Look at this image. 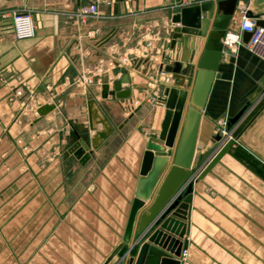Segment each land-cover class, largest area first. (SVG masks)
Wrapping results in <instances>:
<instances>
[{
	"label": "crops",
	"instance_id": "1",
	"mask_svg": "<svg viewBox=\"0 0 264 264\" xmlns=\"http://www.w3.org/2000/svg\"><path fill=\"white\" fill-rule=\"evenodd\" d=\"M179 1L108 0L80 23L74 11L87 0H0L3 27L8 19L1 16L11 9H27L33 24L24 39L0 32V264H122L117 253L141 156L163 117L159 82H172L159 66L179 55L168 47ZM242 6L254 22L264 17L261 0H236L220 39L200 111L179 264H264V87L246 97L264 75V61L241 41ZM136 59L143 61L134 69ZM123 72L128 98L100 97L101 84L111 90ZM88 97L113 131L75 156L67 150L72 131L85 124ZM47 103L53 108L39 117L37 107ZM180 120L181 108L171 119L170 143Z\"/></svg>",
	"mask_w": 264,
	"mask_h": 264
},
{
	"label": "water",
	"instance_id": "2",
	"mask_svg": "<svg viewBox=\"0 0 264 264\" xmlns=\"http://www.w3.org/2000/svg\"><path fill=\"white\" fill-rule=\"evenodd\" d=\"M236 0H205L180 7L171 16V22L178 24L171 30L168 47L179 52L170 64L159 66L163 72L172 74V82H159L164 96V112L160 129L155 137H148L141 156L138 177L131 200L122 246L117 257L122 264H179L182 251L181 238L185 231V220L190 202L191 162L194 153L197 128L201 109L217 67L220 55V39L224 38L226 25L231 18ZM223 5V6H222ZM222 8V9H221ZM247 16H251L246 11ZM262 26L263 20H256ZM249 32H241V41L246 43ZM110 35L99 39L105 44ZM142 59L133 61V68H139ZM147 62L146 59H144ZM141 72L145 70L141 69ZM127 72L112 81L111 90L101 84L100 97L107 94L116 99L128 98L129 90L120 87L127 82ZM186 88L185 94L182 89ZM264 87V75L246 94L252 100ZM52 103L37 107V115L43 116L53 108ZM181 108V120L173 142L167 139L171 119ZM245 106L229 118L226 127L241 116ZM126 121L123 119L121 126ZM113 131V126L93 97L85 100V124H79L72 131L75 141L68 152L79 156L86 149L96 148ZM90 132V134H89ZM219 139V135L214 136ZM226 141L202 173L217 160L231 144Z\"/></svg>",
	"mask_w": 264,
	"mask_h": 264
},
{
	"label": "built area",
	"instance_id": "3",
	"mask_svg": "<svg viewBox=\"0 0 264 264\" xmlns=\"http://www.w3.org/2000/svg\"><path fill=\"white\" fill-rule=\"evenodd\" d=\"M241 2H248L249 0H240ZM264 3V0H261ZM100 3H109L108 0H87V3L78 5L74 11V18L77 22H84L88 17H92L98 14V5ZM190 5V0H180L178 6ZM246 6H242L241 16L238 21L239 30L249 32L250 36L245 43L247 49L255 55L257 58L264 61V24L262 26H256L251 17L246 15ZM1 17L8 19V27H3L0 24V32L3 29H7L12 39H24L32 36L33 24L31 21L30 13L27 9H11L6 13H3ZM264 21V17H263ZM236 39V37L234 38ZM162 71V69L160 70ZM163 72V71H162ZM85 83L91 82L90 78L84 80ZM16 94H20L19 90L15 91ZM223 134L227 138H231L230 133L223 131ZM183 251H181L182 255Z\"/></svg>",
	"mask_w": 264,
	"mask_h": 264
}]
</instances>
